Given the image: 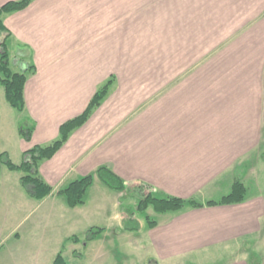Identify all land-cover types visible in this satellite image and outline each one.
<instances>
[{
    "label": "crops",
    "instance_id": "crops-1",
    "mask_svg": "<svg viewBox=\"0 0 264 264\" xmlns=\"http://www.w3.org/2000/svg\"><path fill=\"white\" fill-rule=\"evenodd\" d=\"M2 20L12 70L36 68L23 111L0 94V153L15 163L57 139L114 78L90 119L41 163L54 189L43 202L100 166L125 188L202 203L240 181L244 202L159 213L140 249L150 264H206L221 251L232 254L221 264H264V198L250 189L264 171V0H31ZM22 123L35 124L31 140ZM4 244L0 264L13 258Z\"/></svg>",
    "mask_w": 264,
    "mask_h": 264
},
{
    "label": "rangeland",
    "instance_id": "rangeland-1",
    "mask_svg": "<svg viewBox=\"0 0 264 264\" xmlns=\"http://www.w3.org/2000/svg\"><path fill=\"white\" fill-rule=\"evenodd\" d=\"M3 91L0 83L1 95ZM260 164L264 166V159ZM17 175L6 166L1 169L0 187L7 184L14 190L12 197L6 198L0 189V240L5 243L1 253L13 254L7 264H54L59 253L68 264H150L140 249L147 237L143 231L161 215L152 207L137 211L140 199L151 193L148 187L112 190L95 174L97 183L89 189L86 203L72 208L62 195L47 202L33 198ZM250 189L264 198V171L255 175ZM126 221L139 223L140 230H126ZM98 227L104 231L90 239L91 230ZM230 252L221 251L206 264L226 262L232 258Z\"/></svg>",
    "mask_w": 264,
    "mask_h": 264
},
{
    "label": "trees",
    "instance_id": "trees-1",
    "mask_svg": "<svg viewBox=\"0 0 264 264\" xmlns=\"http://www.w3.org/2000/svg\"><path fill=\"white\" fill-rule=\"evenodd\" d=\"M31 0H13L0 6V83L4 87L5 97L9 104L23 111L25 109V85L29 74L36 71L35 66L23 72H15L10 67V58L7 49L6 39L8 37V29L5 27L2 16L6 13L21 11L29 6ZM113 78L105 82L94 94L89 105L80 115L64 122L59 131V137L46 145H36L25 151L23 161L20 164L15 163L7 152L0 153V172L3 166H6L11 171H17L22 174L21 183L27 189V192L37 200H44L53 193V187L45 181L40 174V165L43 161L52 159L57 152L69 140L71 134L78 128L82 127L92 116L93 112L99 108L105 98L108 96ZM35 124L20 125L19 131L26 140H31ZM95 174H97L103 184L107 185L112 190L123 189L122 180L107 166H100L96 172L82 176L68 185L62 187L58 194L65 197L67 204L76 208L86 203L87 193L95 183ZM125 190V189H124ZM248 195L247 186L237 181L234 183L229 194L224 195L219 200H210L205 203L195 199H184L175 196L159 197L156 194L149 193L140 199L137 205V211L146 212L152 207L157 213L178 212L188 207L199 208L203 206H215L244 202ZM156 225V221H150L149 227ZM126 230H140L139 223L133 224L126 221L124 224ZM104 229L98 227L93 228L90 232V239H94L97 233L103 232ZM77 240V238L75 239ZM1 243V240H0ZM54 264H68L65 257L59 253L54 261Z\"/></svg>",
    "mask_w": 264,
    "mask_h": 264
}]
</instances>
